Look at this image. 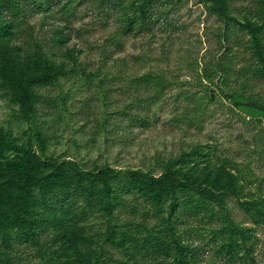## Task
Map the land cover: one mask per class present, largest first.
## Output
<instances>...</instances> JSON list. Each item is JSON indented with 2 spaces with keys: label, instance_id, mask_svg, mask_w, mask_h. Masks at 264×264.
Returning <instances> with one entry per match:
<instances>
[{
  "label": "rangeland",
  "instance_id": "rangeland-1",
  "mask_svg": "<svg viewBox=\"0 0 264 264\" xmlns=\"http://www.w3.org/2000/svg\"><path fill=\"white\" fill-rule=\"evenodd\" d=\"M98 2L0 10L12 16L0 36V138L43 161L119 171L122 205L44 168L28 204L35 237L0 208V264H177L179 252L190 264H264V0H224V13L216 0H157L149 24L117 45L115 14L96 16ZM56 34L65 41L53 48ZM23 164L17 150L0 159L6 173ZM131 169L173 171L216 197L155 203L127 192Z\"/></svg>",
  "mask_w": 264,
  "mask_h": 264
},
{
  "label": "trees",
  "instance_id": "trees-1",
  "mask_svg": "<svg viewBox=\"0 0 264 264\" xmlns=\"http://www.w3.org/2000/svg\"><path fill=\"white\" fill-rule=\"evenodd\" d=\"M100 0L97 3L98 11L96 16H110L114 12L115 18H110L115 25H118L117 36L109 38V45H117L121 37L130 35V32L139 30V24L146 22L150 18H153L152 5L157 0ZM218 4V10L224 13L226 10V4L224 0H216ZM49 0H0V10L2 8H11V12H15L16 9H21L22 5L35 4L39 7H44ZM73 2V0H70ZM138 2V6L134 8V12L130 14L131 9ZM258 16L263 20L264 28V3H262ZM12 16L6 18L10 22ZM6 20H0V36L6 29ZM103 18H100V23L105 24ZM109 20V21H110ZM12 22V21H11ZM145 24H149L146 22ZM251 32L257 36V27L250 24ZM64 37L61 34H56V41L53 39V48L59 46V43L64 42ZM56 46V47H55ZM1 55L8 59L16 68L19 64L20 58L14 55V49L10 46L2 45ZM261 60L264 63V56L261 55ZM264 108V107H262ZM7 150H17L22 152L24 164L17 170H11L10 173H6L3 168H0V208L9 207L14 213L12 223L14 227L20 228L23 232H26L28 236L35 237L41 227L39 219L35 215L29 212L28 204L30 197L36 198V189L39 187L40 191L45 190V180L49 176H43L42 170L47 167H51L52 175L59 176H75L78 178L82 185V193H86L85 184H94L96 187L105 191L104 197L111 198L112 201H119L121 193L115 191V184L119 171H115L110 167L100 168L98 171L81 170L71 160L65 159L61 162L53 160L43 161L40 160L36 153L29 150H23L22 146H19L12 141H8L5 137L0 138V159H3L4 153ZM129 185L127 192L134 194L144 195L149 193L150 198L155 203L162 201L169 202L172 200V205H177L180 196L186 191H193L204 197L215 198L214 194L199 185L192 179H184L178 176L173 171L164 172L160 175H153L139 169H131L128 171ZM118 194V196H117ZM74 195H67V200L71 199ZM36 200V199H35ZM122 205V200L118 204L109 205L112 211L117 210V207ZM0 223L6 227L3 221ZM5 240L10 242V236H5ZM231 249L229 250V252ZM177 264H190L179 252Z\"/></svg>",
  "mask_w": 264,
  "mask_h": 264
}]
</instances>
